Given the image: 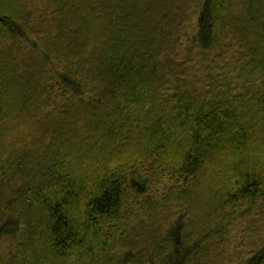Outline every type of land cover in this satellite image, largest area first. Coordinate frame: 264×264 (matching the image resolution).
<instances>
[{
	"label": "trees",
	"instance_id": "1",
	"mask_svg": "<svg viewBox=\"0 0 264 264\" xmlns=\"http://www.w3.org/2000/svg\"><path fill=\"white\" fill-rule=\"evenodd\" d=\"M0 264H264V0H0Z\"/></svg>",
	"mask_w": 264,
	"mask_h": 264
},
{
	"label": "rangeland",
	"instance_id": "2",
	"mask_svg": "<svg viewBox=\"0 0 264 264\" xmlns=\"http://www.w3.org/2000/svg\"><path fill=\"white\" fill-rule=\"evenodd\" d=\"M40 4V3H39ZM41 5V4H40ZM232 14H236V11L234 10V12H232ZM35 16V18L37 17V16H39V11L36 13V15H34ZM193 17V16H192ZM191 26H193V29H196L197 30V28H198V18L197 17H194L193 19H192V25ZM33 57H37V56H33ZM39 60L40 61H42L40 58H39ZM180 186H182V185H180L179 183H177L176 182V180L174 179V178H167V180H166V182H165V185H164V187L161 189V191H160V193H159V195L161 196V195H163V193H165V192H168V190L170 189V188H172V187H180ZM235 236V235H234Z\"/></svg>",
	"mask_w": 264,
	"mask_h": 264
}]
</instances>
